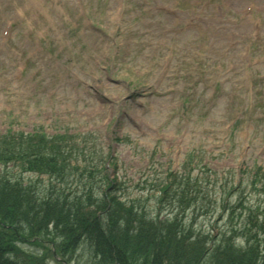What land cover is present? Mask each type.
I'll use <instances>...</instances> for the list:
<instances>
[{
	"label": "rangeland",
	"instance_id": "rangeland-1",
	"mask_svg": "<svg viewBox=\"0 0 264 264\" xmlns=\"http://www.w3.org/2000/svg\"><path fill=\"white\" fill-rule=\"evenodd\" d=\"M247 5L254 10L245 17ZM259 116L264 0H0V136L52 138L62 178L71 191L92 192L91 209L103 194L119 195L169 219L174 210L157 203L160 189L169 173H189L201 191L197 207L211 215L195 225L224 230V201L236 209L264 205ZM40 172L0 163V195L3 182L11 186L17 177L24 187L39 183L45 195L58 181ZM2 227L13 228L0 217ZM78 248L61 258L24 244L19 262L94 264Z\"/></svg>",
	"mask_w": 264,
	"mask_h": 264
},
{
	"label": "trees",
	"instance_id": "trees-1",
	"mask_svg": "<svg viewBox=\"0 0 264 264\" xmlns=\"http://www.w3.org/2000/svg\"><path fill=\"white\" fill-rule=\"evenodd\" d=\"M48 143L53 141L36 133L0 136V163L5 166L18 163L29 172L44 171L52 175L51 180L58 181L49 183L45 195L36 189L39 183L22 186L21 177L12 181L11 186L3 182L7 189L6 194L0 195V217L13 228L0 230V264L22 263L19 254L24 244L53 256L45 241L53 244L54 253L61 258L70 257L83 246L92 255L94 264H264V205L255 209L240 205L236 209L224 201L221 216L227 222L225 229L215 234L198 229L197 218L211 216L207 215L208 209L202 212L196 205L201 194L198 182L189 173L178 176L169 173L157 199L160 207L170 203L168 208L174 210V215L169 219L159 220L161 210L152 215L135 205L136 200L125 201L119 195L103 194L102 204L91 209L92 192L88 196L70 190L62 178L65 169L58 162L61 157L49 150L52 148ZM44 149L48 155L40 153ZM259 176L257 169L252 179ZM255 185L253 181L251 186ZM259 191L264 193V185ZM204 197L207 198L205 193ZM236 210L240 212L235 214ZM242 215L240 230L235 224ZM236 236L244 239V248L237 245ZM33 238L36 240L31 244ZM29 256L35 260L34 255ZM37 261L42 263L41 259Z\"/></svg>",
	"mask_w": 264,
	"mask_h": 264
}]
</instances>
